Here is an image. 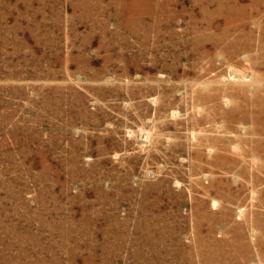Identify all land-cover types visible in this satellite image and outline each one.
<instances>
[{"label":"rangeland","instance_id":"rangeland-1","mask_svg":"<svg viewBox=\"0 0 264 264\" xmlns=\"http://www.w3.org/2000/svg\"><path fill=\"white\" fill-rule=\"evenodd\" d=\"M0 264H264V0H0Z\"/></svg>","mask_w":264,"mask_h":264}]
</instances>
